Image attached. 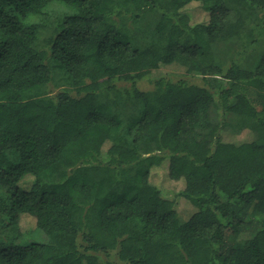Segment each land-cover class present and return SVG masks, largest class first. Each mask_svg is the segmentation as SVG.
Listing matches in <instances>:
<instances>
[{"label": "trees", "instance_id": "trees-1", "mask_svg": "<svg viewBox=\"0 0 264 264\" xmlns=\"http://www.w3.org/2000/svg\"><path fill=\"white\" fill-rule=\"evenodd\" d=\"M262 43L264 0H0V264H264Z\"/></svg>", "mask_w": 264, "mask_h": 264}, {"label": "rangeland", "instance_id": "rangeland-1", "mask_svg": "<svg viewBox=\"0 0 264 264\" xmlns=\"http://www.w3.org/2000/svg\"><path fill=\"white\" fill-rule=\"evenodd\" d=\"M67 10H68V8L66 6L60 4V3H54L48 8V10H47L48 13H47V16L45 18H46V22L49 26L46 27V29H44V31L47 29H48V31L42 32L41 39H40L41 43L45 42V38L50 34L49 33L50 31L52 32V28L55 25V23L57 22V20L61 16H63L64 13L67 12ZM190 13L192 15H194V17H201V15L203 14V11L198 10L196 8H192V9H190ZM152 37L153 36H150L148 34L147 36L141 38L139 41H140L141 45H146L152 40ZM257 48L258 49L256 51V55L258 56L259 54L264 52V44L262 43L261 46H257ZM163 69L166 71H170V72H178V70H179L175 67H164ZM180 73L182 74L183 77H188V79H190L193 82L201 83L200 79L185 75L183 70L178 72L179 75H180ZM115 85L117 86V88H121L122 90H124L126 88H130V83L124 82V81H117ZM138 86L140 89H143V90H150L153 88V84L147 78L139 81ZM50 90L52 91L51 92L52 94H55L59 90V88L52 87V89H50ZM233 138L241 139L242 136H238V137L233 136ZM155 179H156V177H155ZM160 184L169 185V183L166 182V180H164V179H162ZM24 240H25V242H43V241L48 240V236L41 229H36L35 231H32V232L26 234L24 236ZM116 255H117L116 252L112 253L111 258L117 259Z\"/></svg>", "mask_w": 264, "mask_h": 264}]
</instances>
